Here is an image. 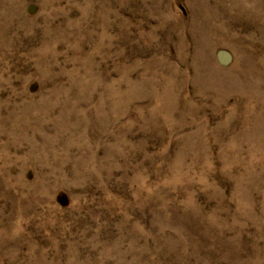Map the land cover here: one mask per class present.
Segmentation results:
<instances>
[{
  "label": "rangeland",
  "instance_id": "rangeland-1",
  "mask_svg": "<svg viewBox=\"0 0 264 264\" xmlns=\"http://www.w3.org/2000/svg\"><path fill=\"white\" fill-rule=\"evenodd\" d=\"M0 264H264V0H0Z\"/></svg>",
  "mask_w": 264,
  "mask_h": 264
}]
</instances>
